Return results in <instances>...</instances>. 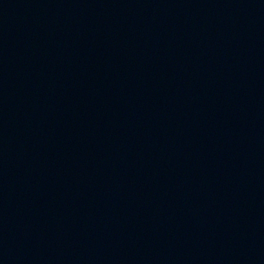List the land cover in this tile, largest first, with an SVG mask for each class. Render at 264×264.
<instances>
[{"label": "water", "instance_id": "obj_1", "mask_svg": "<svg viewBox=\"0 0 264 264\" xmlns=\"http://www.w3.org/2000/svg\"><path fill=\"white\" fill-rule=\"evenodd\" d=\"M0 264H264V0H0Z\"/></svg>", "mask_w": 264, "mask_h": 264}]
</instances>
